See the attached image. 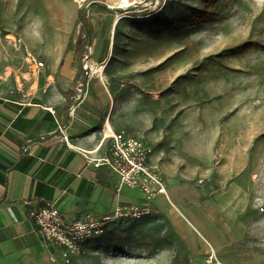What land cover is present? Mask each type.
I'll list each match as a JSON object with an SVG mask.
<instances>
[{"label":"rangeland","instance_id":"374dc122","mask_svg":"<svg viewBox=\"0 0 264 264\" xmlns=\"http://www.w3.org/2000/svg\"><path fill=\"white\" fill-rule=\"evenodd\" d=\"M126 1L0 0V90L116 85L166 183L71 264H264V0Z\"/></svg>","mask_w":264,"mask_h":264},{"label":"crops","instance_id":"0c3cea01","mask_svg":"<svg viewBox=\"0 0 264 264\" xmlns=\"http://www.w3.org/2000/svg\"><path fill=\"white\" fill-rule=\"evenodd\" d=\"M48 76L52 82L26 84L24 97L0 90V264L50 254L27 218L31 206L55 201L74 219L85 212L101 217L134 199L129 192L118 197L114 174L85 158L104 154L102 127L144 131L134 128L125 98L117 100L120 89L97 82L56 84Z\"/></svg>","mask_w":264,"mask_h":264},{"label":"built area","instance_id":"2783aa9c","mask_svg":"<svg viewBox=\"0 0 264 264\" xmlns=\"http://www.w3.org/2000/svg\"><path fill=\"white\" fill-rule=\"evenodd\" d=\"M42 62L33 60L31 69L39 70ZM101 143L107 142L101 156L87 158L94 166H103L116 178L114 190L118 194L123 186L138 189L142 198L138 203H118L110 214L95 217L85 212L80 217L67 219L55 201L42 202L27 210V218L43 243L55 249L60 260L71 264L73 256L80 253L88 241L102 236L109 224L118 219H135L155 211L151 201L157 195L168 198L163 173L152 161V148L141 137L123 131L108 132L101 128Z\"/></svg>","mask_w":264,"mask_h":264},{"label":"bare ground","instance_id":"6f19581e","mask_svg":"<svg viewBox=\"0 0 264 264\" xmlns=\"http://www.w3.org/2000/svg\"><path fill=\"white\" fill-rule=\"evenodd\" d=\"M126 3H127V1L126 0H122V7H125V6H127L126 5ZM118 23V20L116 21V24ZM93 69H94V67H93ZM98 70V72L101 74V76L103 75V66H98V67H96V70L95 71H93V72H96ZM224 157H222L221 159H223ZM242 193V189L241 188H239V187H237V186H235V189H234V194H233V196H234V200L233 201H235L236 203H237V205H236V207L237 208H239V206H240V204H238V200H237V197L240 195ZM228 198V197H227ZM226 199V198H225ZM240 209V208H239Z\"/></svg>","mask_w":264,"mask_h":264},{"label":"trees","instance_id":"16d2710c","mask_svg":"<svg viewBox=\"0 0 264 264\" xmlns=\"http://www.w3.org/2000/svg\"><path fill=\"white\" fill-rule=\"evenodd\" d=\"M106 233H107V232H106ZM106 233H105V234H106ZM105 234H103V235H105ZM103 235H102V236H103ZM102 236H99V237L93 238V239H91V241H92V240H96V239H98V238H100V237H102ZM88 243H90V242H88ZM88 243H87V244H88Z\"/></svg>","mask_w":264,"mask_h":264}]
</instances>
